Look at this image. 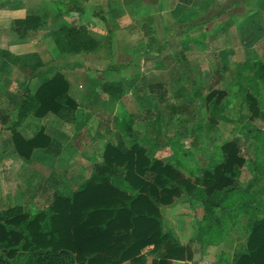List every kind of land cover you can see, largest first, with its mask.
<instances>
[{"label": "rangeland", "instance_id": "rangeland-1", "mask_svg": "<svg viewBox=\"0 0 264 264\" xmlns=\"http://www.w3.org/2000/svg\"><path fill=\"white\" fill-rule=\"evenodd\" d=\"M84 1L0 0V7L9 11L0 28V212L14 206H23L29 214L47 211L57 192L75 190L95 171L108 144L136 142L129 128L150 157H159L192 180L224 160L226 142L239 141L247 158L240 166V187L212 213L184 191L164 206L162 221L164 232L174 230L185 242L179 243L193 251L192 257L185 252L182 264H236L247 250L252 228L264 217V22L258 15L264 14V1L212 0L203 12L202 4L190 5L193 0H170L175 18L160 21V27L173 42L155 45L166 52L158 54L145 52L136 27L117 31L107 6H98L91 31L101 45L91 52H63L56 47L57 32L82 22L80 11L73 8L83 6L90 12ZM138 2L134 0L133 7ZM160 2L164 7V0ZM23 9L38 13L43 23L26 38L13 24ZM148 10L153 13L145 7L137 18L135 8L133 23L147 29ZM246 10H254L256 19L238 23L232 15ZM230 17L231 23H220ZM149 33L155 43L157 31ZM58 72L69 81L77 109L62 115L49 112L46 125L31 116L18 128L26 139L43 131L54 146L61 145L56 156L55 149L38 150L36 161L44 166L32 169L28 163L34 150L30 158L20 155L9 126L27 89L37 91L42 80ZM154 72L164 74L151 77ZM157 78H164L165 100L147 88ZM171 105L186 108L171 113ZM12 261L26 264L23 255Z\"/></svg>", "mask_w": 264, "mask_h": 264}, {"label": "trees", "instance_id": "trees-1", "mask_svg": "<svg viewBox=\"0 0 264 264\" xmlns=\"http://www.w3.org/2000/svg\"><path fill=\"white\" fill-rule=\"evenodd\" d=\"M41 25L37 14L14 20V29L22 38ZM55 42L63 52H91L99 46L86 26H62ZM69 86L58 72L42 80L37 91L27 89L17 117L9 126L20 155L30 158L38 147L55 149V155L60 152L61 145L54 146L43 131L26 139L18 128L31 116L73 113L77 103L69 94ZM148 89L161 100L167 97L163 82L149 83ZM215 93L211 91L210 96ZM185 108L170 106L171 113ZM242 150L239 141L226 142L224 160L192 180L172 165L150 157L139 143L131 147L108 144L102 163L92 175L78 189L66 194L57 192L47 211L29 214L23 206H14L0 212V264H14L12 258L19 255L24 256L26 264H119L126 260L146 264L140 253L150 244L161 255L156 264L183 259L187 251L192 257V250L181 245L170 231L164 232L159 204H170L189 191L206 213H212L240 187V166L247 160ZM236 264H264V217L252 228L247 250Z\"/></svg>", "mask_w": 264, "mask_h": 264}, {"label": "crops", "instance_id": "crops-1", "mask_svg": "<svg viewBox=\"0 0 264 264\" xmlns=\"http://www.w3.org/2000/svg\"><path fill=\"white\" fill-rule=\"evenodd\" d=\"M84 1V0H83ZM133 2H132V4L130 5V0H88V3H87V5L86 6H90V8H89V10H90V12L88 11V9H86V8H84L83 6H76V7H74L73 8V10L76 8L77 9V11H80L79 12V17L80 18H82V22H80L79 24H77V25H74V26H86L87 28H88V30H89V33L98 41V43L101 45V41H99L100 39L94 34V32L93 31H91V24L94 22V21H91V20H93L92 18L93 17H95V15H97L98 16V14L97 13H95V11L97 10V7L98 6H101V7H103V6H107V8L109 9V12H110V14H111V16H113V17H115L114 19H115V21H113L114 22V24L113 25H115V29L117 28V31H126V32H130L131 30H133L134 29V27H136L137 29H135V30H138L141 34H142V38H143V42H144V47H145V52H149V53H152L153 54V52L154 51H156V54H158L159 52L160 53H166L164 50H161V48L159 49V50H156V48H155V45L156 46H158V44L160 43V47H161V45L162 44H164V43H167V45L169 44V40L171 41V43L173 42V40H172V38H170V34L168 33V31H164V29H166V28H164V27H160V21H165V22H167V23H169V21H170V19L171 20H174V18H175V16H173V14H174V11H175V7L173 6V2H171L170 0H164V7H162L161 8V0H156V1H158V2H155V3H152V4H148V3H146L145 2V0H139V2L137 3V5H136V7H133V5H135V3H134V0H132ZM136 1V0H135ZM185 3H189L190 2V0H183ZM210 1H212V0H193V2L190 4L191 6L192 5H196V6H198V5H200V4H202L203 5V8H202V10H203V12H205V10L207 9V6H208V4H209V2ZM215 1V0H214ZM264 1V0H263ZM85 2V1H84ZM181 4V8H182V10H183V6H184V4H183V2H181L180 3ZM242 6H243V3L240 5V6H238V7H241L242 8ZM25 6H23V8H24ZM145 7H147V8H151L152 10H153V13H152V11L150 10H148L150 13H148V12H146V16H145V18H146V22H148V23H146V24H148V25H146V26H149L147 29H144L142 26H144V25H142V26H139L137 23H133L134 22V20H133V18H132V15L134 14V12H135V8H136V13H135V15H136V17L138 18V15H139V13L141 12V11H143L144 9H145ZM80 8H82V10L80 9ZM132 8V9H131ZM130 9H131V11H130ZM263 10H264V8H263ZM75 11V10H74ZM86 11H88V12H86ZM23 14H17V15H15V17H14V20H16L17 18H23V17H26L28 14H37L38 15V13H36V12H29V10H28V12H27V10L26 9H23ZM11 14H14V11H11L10 12ZM9 14V11H4L3 9H2V7H0V28L3 30V25L5 24V21H4V17L6 16V15H8ZM94 15V16H93ZM258 15H260V18L259 19H261L262 18V20H263V22H264V14L263 15H261L260 13L258 14ZM40 16V15H39ZM84 16V17H83ZM179 16H181V14L179 15ZM232 16H234L237 20H238V23H249L250 21L253 23V19H256V17H257V14L255 13V11L254 10H252V11H248V10H246V12H240V13H234ZM41 17V16H40ZM102 18L101 19H103V21H109L108 20V18L106 19L104 16H101ZM217 17V16H216ZM231 19V17L230 18H226V19H223V21H221L220 23H224V25L226 24V22L227 21H229ZM14 20H13V24H14ZM41 20H42V18H41ZM169 20V21H168ZM87 21V22H86ZM91 21V22H90ZM109 23H110V21H109ZM219 23V24H220ZM229 23H231V20H230V22ZM42 25H43V23H42ZM41 25V26H42ZM95 25V24H94ZM223 25V26H224ZM229 25V24H228ZM227 25V26H228ZM40 26V27H41ZM134 26V27H133ZM189 26V28L188 29H190V25H188ZM191 26H195V25H192L191 24ZM221 26V25H220ZM39 27V28H40ZM126 27V28H125ZM222 27V26H221ZM38 28V29H39ZM124 28V29H123ZM167 28H168V26H167ZM37 30V29H36ZM8 31V30H7ZM31 31H33V30H29L28 31V34L31 32ZM155 31H157V33H158V35H159V37L158 38H156L157 39V41H155V43H153V39H154V36L153 35H151V33H149V32H155ZM161 33H163L162 34V36H160V34ZM28 34H27V36H28ZM26 36V37H27ZM152 36V37H151ZM185 36H186V34H185ZM26 37H24V38H26ZM151 39V40H150ZM56 43V42H55ZM24 46H27V44H24ZM185 46L186 47H188L187 46V44L185 43ZM201 46L203 47V45L201 44ZM56 47H57V45H56ZM99 47V46H98ZM159 47V46H158ZM160 58H162V56H160ZM123 72H124V70H123ZM153 72V71H152ZM152 76L151 77H158V76H163L162 74H164V73H150ZM31 77V76H30ZM162 79H164V78H157V80L156 81H152V82H163V80ZM31 80L33 81V78L31 77ZM152 82H149V83H152ZM148 83V84H149ZM163 83H165V82H163ZM147 88H148V85H147ZM70 94H72V93H70ZM154 94V93H153ZM76 101H77V99H76ZM122 109V105H121V107H120V109L119 110H121ZM76 111V110H75ZM32 117H30V118H28L26 121H30V119H31ZM57 118H59V116H57ZM48 114L47 115H45L44 117H39V120L42 122L43 121V124L44 125H46V123H47V121H48ZM23 124V123H22ZM57 124V123H56ZM57 125H60V124H57ZM49 130V129H48ZM46 132H48L47 131V129L45 130ZM127 133H128V130H127ZM47 134V133H46ZM129 136H131V137H133V141H138V138L136 137V136H134L131 132H130V128H129V134H128ZM136 142H133V144L134 143H136ZM122 144H124L125 146H127V147H131L132 145H128L127 143H125V142H123ZM142 145V144H141ZM40 149H45V148H41V147H38V148H35L34 149V152H33V155H32V157H31V159H30V161H29V166H30V168H32V169H34V168H36V167H38V166H44V164L42 163L41 164V162H38V161H36V160H38V158H37V156H38V150H40ZM62 151V150H61ZM49 152V151H48ZM103 154V153H102ZM56 156V155H55ZM41 157H46V154H44V156H41ZM39 158V159H41L42 160V158ZM103 157V156H102ZM159 158V157H158ZM99 162H101V161H98V163ZM97 163V162H96ZM93 171L94 170H92L91 171V174L87 177V178H85V179H83V180H81L80 181V184H79V186H77V188L76 189H78L79 187H80V185L84 182V181H86L91 175H92V173H93ZM164 206H166V205H162V206H160V208H161V214H162V221L163 222H165V213L166 212H164ZM164 230H165V228H164ZM168 230V229H167ZM171 230V229H170ZM166 231V230H165ZM171 232L173 233V235H174V237L177 239V240H179V237H178V235L175 233V231L174 230H171ZM110 240L111 241H113V238H110ZM180 241V240H179ZM182 244H185V242H183V241H180ZM111 248V247H110ZM188 252V254L190 253V251H187ZM140 255H142V256H144L145 257V259H146V264H156V262L155 261H158L160 258H161V255L159 254V252L158 251H154V245L153 244H150V245H147V246H145L142 250H141V253H140ZM172 260H174V261H172ZM172 260H171V262L169 263V264H182V262H183V260L182 259H176V258H172ZM155 262V263H154ZM188 262V261H187ZM184 263H186V261H184ZM119 264H132L131 262H130V260H126V261H124V262H122V263H119Z\"/></svg>", "mask_w": 264, "mask_h": 264}]
</instances>
